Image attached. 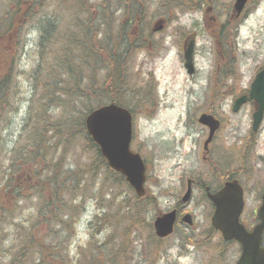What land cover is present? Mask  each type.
<instances>
[{
	"label": "rangeland",
	"instance_id": "obj_1",
	"mask_svg": "<svg viewBox=\"0 0 264 264\" xmlns=\"http://www.w3.org/2000/svg\"><path fill=\"white\" fill-rule=\"evenodd\" d=\"M17 1L0 0V14L10 18V10L16 8ZM103 1L100 0V3ZM108 1L111 5L103 12L106 23L100 28L104 32L110 27L113 32L111 37L115 36L118 42L126 36L122 32L127 31L124 25L127 10L118 7L116 0ZM41 3L45 6L40 8L37 5L34 15L36 18L53 15L63 36L71 30L78 32L75 29V11L86 19V14L75 6L58 3L57 0H41ZM234 3L235 0H184V3L182 0V7L169 0H145L140 3L143 12L129 38L133 36L135 41L143 31L148 44L124 54L128 77L121 102L134 114L132 148L140 152L147 162L146 187L155 203L141 214L140 218H144L142 222L127 226V220L123 218L115 221L113 232L105 227L98 228L96 215L104 205L107 210L106 205L109 204L114 208L111 219L118 214L127 215L126 203L120 202L131 193L119 174L103 165L96 147L84 134L75 137L68 149H61L64 152L63 166L70 171L63 184L56 185L47 178L56 155L61 151L54 147V140L50 141L49 149H39L38 158L35 155L34 159L26 156L27 152L35 151L25 147L30 145L27 137L31 131L28 130L29 114L31 111L37 113L40 106L38 103L31 105L30 100L38 93L31 81L34 68L41 63L38 56L40 39L46 30L43 23L37 24L26 18L30 8L23 5L18 9L15 40H10L7 45L13 46L17 53V44L22 45L15 91L16 96L23 100L16 102L17 109H14L9 123L0 127L7 148L0 146V214L5 216V222L0 226V264L10 262L6 251L13 242L16 224L26 221H29L26 227L34 228L36 224L34 230L45 243L36 248L39 254L35 261L39 260V264H47L46 259L55 263L46 250L56 246L64 256L60 264H94L89 258L96 243L103 244L110 234L116 235V242L124 237L125 245L117 251L126 260L119 264H236L241 254L240 245L226 242L220 233L212 229V203L201 188V184L211 186L215 180L212 167L203 159L208 129L198 121L200 115L209 109L215 110L223 120L217 141L210 148L225 149L224 154L218 157L217 151H214L215 158L218 161L233 158L229 167L234 172L238 173L240 169L246 174L241 177L248 190L246 213L253 215L264 187V166L259 165L257 160L255 169L245 166L246 163L241 164L240 160L244 156L243 151L229 149H245L244 144L252 130L254 107L247 103L235 113L232 106L237 95L242 89L250 88L256 73L264 66V0H251L240 18H235ZM103 5L106 8L104 2ZM137 10L134 7L135 13ZM161 19L164 22L158 23ZM161 23V30L152 31ZM224 26L223 33L235 38L234 69L238 80L235 87V80H226L221 73L215 81L216 70L222 71L216 65V59L218 48H222L218 35ZM231 27L237 28L233 30ZM193 34L196 35V73L190 76L184 66L183 48ZM6 43V39L0 41V51L5 50ZM61 46L62 43L57 45ZM92 75L89 70L82 74L80 89L87 87V80ZM98 79L104 84V70ZM212 91L215 92L213 102ZM146 95L150 96L144 103L142 98ZM97 98L94 96L92 100ZM110 102L104 97L99 104ZM48 116L55 120L62 114L50 109ZM262 127L256 135L257 142L252 143L258 153H264V122ZM36 170L39 172L36 173ZM252 170L254 172L250 176ZM188 179L197 182L193 186L191 200L184 203L181 200L187 191ZM57 192L59 199L55 196ZM178 203L194 215L195 226L180 222L169 237H157L154 220L174 209ZM56 210L61 213L59 218L54 219ZM97 231L96 237L92 238ZM94 239L96 242L91 247L89 243Z\"/></svg>",
	"mask_w": 264,
	"mask_h": 264
},
{
	"label": "trees",
	"instance_id": "obj_2",
	"mask_svg": "<svg viewBox=\"0 0 264 264\" xmlns=\"http://www.w3.org/2000/svg\"><path fill=\"white\" fill-rule=\"evenodd\" d=\"M58 3H64L67 5L75 6L77 10L83 11L86 15V19L80 17L75 11V29L78 32L71 30L64 36L60 32L57 19L53 15H48L47 18L39 16L36 18L34 15L35 8L39 5L43 8L45 5L41 3V0H18L15 5L16 8L10 10V18L5 17L4 14H0V41L6 39L7 43L5 50L0 51V127L4 124H8L11 120L12 113L17 109L16 102H22L16 96V89L18 85L17 79V62L21 55L20 46L17 44L15 50H19L18 53L14 51L13 46L8 47L10 40L14 41V30L18 25L15 23V18L20 13L19 10L22 6L30 8L26 13V18H31L33 22L37 24H44V31L41 34L39 60L41 63L34 68V77L32 79V85L39 93L30 100L31 105L38 103L39 111L36 113L31 111L29 114L28 130L30 135H27L30 145H26L25 149H35L27 152L26 156H31L32 159L39 156V149H49L50 141L54 140V147L56 149L69 148V144L80 133L84 134L98 151V155L103 162L108 166L107 161L101 156L99 146L93 141L88 134L85 117L94 107L102 103V98L106 97L111 102L122 103L123 91H125L126 85V61L125 55L133 52L134 49L145 47L147 38L144 32L138 36L135 41L129 35H133L134 26H137L139 17L143 12V7L140 3L145 0H116L120 8L127 10L125 13L126 23L124 24L127 31H123L122 34L126 36L124 39L115 41L116 37H111L112 30L109 27L106 31H102L100 26L106 19L103 12L108 10L111 2L108 0H101L106 5L104 8L103 2L100 0H57ZM194 1V0H193ZM170 3L181 7L183 6L182 0H169ZM184 3V0H183ZM134 7L138 10L135 13ZM19 9V10H18ZM74 10V9H73ZM138 14V15H137ZM110 24V23H109ZM20 25V24H19ZM222 27L219 31V41L222 43V48H218L216 65L221 67L222 71L215 72L216 82L218 81V74L224 75L225 79L230 78L235 80V84H238L237 76L234 69V53L236 50V44L234 41V35H226L223 33ZM233 30L237 27H231ZM149 34H152L149 32ZM99 36L102 38L99 39ZM123 38V37H121ZM229 39V41L227 40ZM62 43L61 47H57ZM39 61V62H40ZM89 70L92 72V76L88 78L87 87L80 89L79 80H82V74ZM104 70V84L100 82L99 74ZM98 78H97V76ZM219 84V83H218ZM218 84L215 85L217 90ZM98 97L96 100H92L93 97ZM99 96H102L101 98ZM150 95H146L142 98L145 103L149 100ZM215 98V92L212 91L213 102ZM143 103V104H144ZM100 105V104H99ZM31 107V106H30ZM15 109V110H14ZM61 111L62 116L52 120L48 116V110ZM34 112V113H33ZM79 113L80 115L75 114ZM1 129V128H0ZM27 130V131H28ZM34 142V145H33ZM0 146L6 148V141L2 138L0 132ZM61 147V148H60ZM7 149V148H6ZM58 151V150H57ZM35 153V154H34ZM64 152L62 150L56 155V160L51 165L50 174L47 176L51 183L58 185L63 184L66 178H69L70 171L63 166ZM39 171L36 170V173ZM40 174V173H39ZM38 174V175H39ZM122 182L127 184L128 190L131 193L128 198L123 199L120 203H126L127 215L120 216L111 219L110 216L114 212V208L111 204L103 206L102 211L96 215V224L98 228L105 227V229H112L115 227V221H121L123 218L127 220L126 225L132 226L137 222H142L144 218H140L141 214L149 209L154 203L155 199L150 194L144 197H138L133 191L132 187L127 183L125 177L119 174ZM72 177V176H71ZM73 178V177H72ZM40 182H44L41 181ZM38 187L36 186L35 189ZM40 194V191H39ZM55 194V193H54ZM56 199H59V193H56ZM3 211H6L3 209ZM60 211L53 213L54 219L59 218ZM5 222V216L0 214V226ZM26 221L21 224H16V233L10 247L7 249L11 260L8 264H39L38 259L39 252L37 253V246L45 244L40 240V235L34 228L26 227ZM111 232V233H112ZM60 233V232H59ZM98 231L92 235L95 238ZM61 234V233H60ZM116 235L110 234L104 240L103 244H97L94 247L92 255L89 260L94 264H119L120 261H125L124 256L118 254V248H122L125 245L124 237L119 242H116ZM95 239L92 240L89 245L92 247L95 243ZM57 244L61 246L60 241L57 240ZM113 244V246H110ZM48 246V245H47ZM47 248V252L51 253V257L55 259V263L50 259H46L47 264H60V260L64 259L62 250ZM61 248V247H60ZM57 250L56 252L54 250ZM49 254V253H48ZM49 257V256H48ZM45 258V257H43Z\"/></svg>",
	"mask_w": 264,
	"mask_h": 264
},
{
	"label": "water",
	"instance_id": "obj_3",
	"mask_svg": "<svg viewBox=\"0 0 264 264\" xmlns=\"http://www.w3.org/2000/svg\"><path fill=\"white\" fill-rule=\"evenodd\" d=\"M248 1L236 0L234 10L238 16L243 12ZM162 28L163 24L161 23L154 30L158 31ZM195 36V34L191 35L184 46L185 67L190 75H193L196 70L194 61ZM248 98L247 94L238 97L235 100L233 110L239 111ZM250 98L254 99L258 105L254 113L253 125L254 130H258L264 118V70L257 74L252 84ZM85 122L88 133L99 145L109 166L125 175L138 196H144L146 194L147 166L141 154L131 149L133 114L127 108L111 103L90 112ZM199 122L210 128L209 137L205 142V148L208 149L220 127V120L212 114L203 113ZM192 192L190 180L187 192L183 197L184 202L191 199ZM209 195L216 204V211L212 218L213 226L222 232L225 239L238 240L242 245L243 252L237 264H264V248L261 247L264 232V202L259 211L262 222L252 231H247L239 221L244 199L243 189L237 181L229 182L221 191ZM177 218V209L157 216L154 221L156 235L165 238L172 234ZM182 221L194 225V219L190 213L185 214Z\"/></svg>",
	"mask_w": 264,
	"mask_h": 264
},
{
	"label": "flooded vegetation",
	"instance_id": "obj_4",
	"mask_svg": "<svg viewBox=\"0 0 264 264\" xmlns=\"http://www.w3.org/2000/svg\"><path fill=\"white\" fill-rule=\"evenodd\" d=\"M242 16H243V14L240 17H242ZM261 70H262V68H261ZM249 91H250V88H247L245 90L243 89L242 93H243V95L249 94ZM247 103H250L254 107V111L252 114V125H253V115L257 109V103L254 100H251L250 98L248 99ZM208 112L213 113L216 117H218L221 120V127H222L223 120L221 119V117H219L216 114V111L213 109H209ZM206 128L208 129V127H206ZM262 128L263 127H260L257 132H255L253 129L250 131V134L248 135L249 136L248 141L245 142V144H244L245 149H229V151L234 150L235 152L239 151V150L241 152L243 151L244 156H243V158L242 157L240 158L241 164L245 162L246 163L245 166L249 165L251 168H253L256 165L255 160H257L259 165L264 166V153H258V149H255L256 145L254 146V144L257 142V140H255L256 135H258L260 133ZM219 131H220V129L216 132L214 139L210 144V147L212 146L214 141H217V137H218L217 135H218ZM208 132H209V129H208ZM252 143H254V144H252ZM203 150H204L203 159L207 160L208 165H210L212 167L215 182H214V184H211V186L205 185L203 183V184H201V188H203V190L206 192L207 197H209L208 196L209 192L216 193V192L220 191L221 189H223L227 185V183H229L231 181H238L244 189V198H245V205H244L243 212L240 216V221L245 225V227L249 231H252L256 225H258L262 222V220L259 216V211H260L261 206L263 205L264 187L260 193V198H258L259 205L255 208L254 214L248 215L246 213V210H247L246 199L248 198V190H247L245 184L243 183V181L241 180V177H243V176L245 177L246 174H244V172H241L240 169L238 170V173H239L238 174L237 172H234L233 169H231L229 167L230 164L232 163L233 158H229V157L223 158L222 161H221V159H219V161H218L215 158L214 151H217L216 155L218 157L219 154L220 155L222 153L224 154L225 149H211V148H209V149H203ZM253 169H255V168H253ZM253 172H254V170H252V173L249 175L252 176ZM196 182L197 181H195L193 179V186H194V184H196ZM211 203H212V207H213V211H214L215 206H214L212 201H211ZM177 210H178V213H180L182 215L187 212L186 210L183 209V206H181L179 204L177 205ZM182 215H180V216H182ZM262 246H264V233H263V244H262Z\"/></svg>",
	"mask_w": 264,
	"mask_h": 264
}]
</instances>
